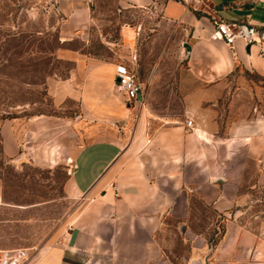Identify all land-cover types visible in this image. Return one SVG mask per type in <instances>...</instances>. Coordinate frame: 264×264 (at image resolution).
Here are the masks:
<instances>
[{
    "label": "rangeland",
    "instance_id": "1",
    "mask_svg": "<svg viewBox=\"0 0 264 264\" xmlns=\"http://www.w3.org/2000/svg\"><path fill=\"white\" fill-rule=\"evenodd\" d=\"M58 3L0 0V260L23 249L24 263L46 249L60 264H185L191 235L212 247L230 221L264 240V155L257 160L241 148L233 151L236 164L230 170L239 182L231 190L242 197L227 208L205 200L192 185L185 187V207L174 210L154 209L139 197L148 183L172 178L163 164L176 158L181 135L174 127L195 119L192 107L227 120L240 108L253 110L264 95L259 78L235 69L217 84L197 80L187 66V30L165 18L159 6L86 0L90 17L84 32L66 38L61 32L66 14ZM65 49L134 73L143 101L127 103L129 117L121 123L96 122L82 109L80 73L74 71L76 60L63 56ZM4 121L13 122L27 142L22 140L14 156L2 149ZM94 138L124 146L108 171L113 201L73 191L74 153ZM180 170L198 177L190 164ZM81 209L87 228L82 246L93 244L69 249L64 246L68 231Z\"/></svg>",
    "mask_w": 264,
    "mask_h": 264
},
{
    "label": "crops",
    "instance_id": "2",
    "mask_svg": "<svg viewBox=\"0 0 264 264\" xmlns=\"http://www.w3.org/2000/svg\"><path fill=\"white\" fill-rule=\"evenodd\" d=\"M58 7L66 14L61 32L68 38L84 32L90 17L86 0H58ZM123 6L160 7L162 15L182 24L188 32L187 66L190 73L206 84H217L226 79L235 69L246 70L256 75L264 88V37L260 41L245 44L236 38L232 45L211 36L215 19L248 21L264 34V0H118ZM66 58L76 60V74L80 73L78 97L83 111L98 123L116 124L129 117L130 107L124 96L117 91L116 63L98 60L76 49H65ZM252 98L256 99V95ZM251 103L250 97L246 96ZM264 95H259L253 110L251 106L240 108L238 115L220 119L210 110L192 107L195 115L193 125L175 126L181 135L176 144V158L164 161V170L172 178L150 184L141 197L154 209H178L185 207V198L193 186L205 200L213 201L220 209L229 207L240 195L231 190L239 182L236 173L231 175L233 153L243 149L246 155L259 159L264 155ZM187 127V128H186ZM186 128V129H185ZM186 130V131H184ZM2 149L8 156L20 150L23 134L13 122L1 124ZM239 147V148H238ZM124 146L119 140L94 138L81 145L73 156L70 180L75 194H85L99 201H113L112 191L107 188L110 166L120 155ZM221 149V154H220ZM234 151V152H233ZM190 164L194 176L179 169ZM241 165V164H240ZM216 167V170H215ZM215 170V171H214ZM226 170V172H225ZM217 177V178H216ZM224 187H220L219 183ZM171 184L169 189L167 186ZM230 185L228 188L225 185ZM237 186V185H235ZM107 188V189H106ZM100 194V195H99ZM138 198V197H137ZM121 201L122 198H118ZM154 200V202L152 201ZM115 201V200H114ZM114 203V202H113ZM116 203V202H115ZM117 204V203H116ZM144 206L146 204L144 203ZM82 209L73 224L65 243L67 248L87 249L93 240L82 246ZM61 261L49 250L31 256L22 264H60ZM185 264H264V240L259 239L245 226L234 221L226 225L221 238L212 247L205 238L191 235V251Z\"/></svg>",
    "mask_w": 264,
    "mask_h": 264
},
{
    "label": "built area",
    "instance_id": "3",
    "mask_svg": "<svg viewBox=\"0 0 264 264\" xmlns=\"http://www.w3.org/2000/svg\"><path fill=\"white\" fill-rule=\"evenodd\" d=\"M192 2H199L200 0H191ZM211 36L215 39L223 40L227 44L232 45L236 38H241L245 44L260 41L261 34L258 28L248 22L240 20H224L215 19L214 29ZM264 37V36H263ZM116 89L120 92L126 103H134L135 101L142 102L143 96L141 93V82L132 72L126 71L120 65H116ZM186 125L191 127L193 120L190 118L186 121ZM26 253L23 249H18L12 254H5L0 260V264H22Z\"/></svg>",
    "mask_w": 264,
    "mask_h": 264
},
{
    "label": "water",
    "instance_id": "4",
    "mask_svg": "<svg viewBox=\"0 0 264 264\" xmlns=\"http://www.w3.org/2000/svg\"><path fill=\"white\" fill-rule=\"evenodd\" d=\"M261 36H264V34L263 33H261ZM118 78H116V80H117Z\"/></svg>",
    "mask_w": 264,
    "mask_h": 264
},
{
    "label": "trees",
    "instance_id": "5",
    "mask_svg": "<svg viewBox=\"0 0 264 264\" xmlns=\"http://www.w3.org/2000/svg\"><path fill=\"white\" fill-rule=\"evenodd\" d=\"M220 238H221V237H220ZM220 238H219V239H220ZM216 243H217V241H216L214 244H216Z\"/></svg>",
    "mask_w": 264,
    "mask_h": 264
}]
</instances>
